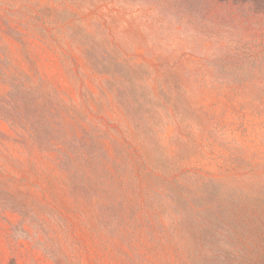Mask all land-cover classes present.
Wrapping results in <instances>:
<instances>
[{
  "label": "rangeland",
  "instance_id": "rangeland-1",
  "mask_svg": "<svg viewBox=\"0 0 264 264\" xmlns=\"http://www.w3.org/2000/svg\"><path fill=\"white\" fill-rule=\"evenodd\" d=\"M190 4L0 0V93L8 89L4 72L10 67L45 79L80 114V153L69 162L80 180L92 183L68 189L59 180L56 203L36 188L24 198L0 192V264H191L147 232L136 238L142 254L127 258L106 242L115 216L110 223L85 221L92 215L86 204L99 193H126L127 199L143 193L146 171L177 183L174 192L153 185L149 193H257L264 200V99L253 80L235 92L212 79L202 61L216 50L211 36L219 29L210 22L195 28L191 20L198 14L190 15ZM0 131L11 133L1 119ZM6 143L18 157V147ZM2 144L0 181L24 177L23 171H3ZM42 163L54 177L63 176L52 161ZM74 198L84 205L74 209ZM20 199L27 216L18 210ZM42 204L48 214L38 210ZM35 215L50 223L48 234L32 221ZM50 237L65 256L46 253L41 244H52Z\"/></svg>",
  "mask_w": 264,
  "mask_h": 264
},
{
  "label": "trees",
  "instance_id": "trees-1",
  "mask_svg": "<svg viewBox=\"0 0 264 264\" xmlns=\"http://www.w3.org/2000/svg\"><path fill=\"white\" fill-rule=\"evenodd\" d=\"M158 1L174 3L175 0ZM181 1L193 5L190 15L198 14V18H191L195 28L210 22L219 29L211 38L220 44L202 61L210 69L212 79L226 83L235 92L245 89V80H253L258 89L257 97L262 101L264 0ZM4 77L8 89L0 93V119L11 133L0 131L2 167L4 172H7L5 167H9L23 171L25 176L4 175L0 192L19 193L24 198L30 196L28 193H35L36 188L39 193H49L56 203L59 180L68 189L76 187L79 181L83 185L92 184L85 176L80 180V172L69 162L80 153L83 138L80 137V114L61 102L36 71L31 73L14 66L4 72ZM151 133L156 143V131ZM6 142L18 147V157L12 155ZM45 160L55 163L63 176L54 177L42 163ZM150 174L145 172L149 185L143 193L140 190L131 193L133 204L126 193L120 198L115 192L99 193L91 205L86 204L92 214L85 219L87 223L95 219L110 223V217L115 216L112 218L114 233L106 241L114 252L127 258L141 255V244L136 238L139 232H147L150 240H163L178 260L183 258L189 261L187 263L264 264V200L257 193H209V196L205 193H149L153 185L170 192H174L177 185L163 175ZM162 196L168 198L167 201L161 202ZM73 200V208L77 207L74 209L84 205L79 198ZM45 206L39 205L38 210L48 214ZM17 207L26 216L30 213L21 199ZM55 209L60 210L57 206ZM55 209L50 210L56 213ZM57 219L55 224L62 227L64 221ZM32 221L41 226L44 233L51 231L50 223L41 216H33ZM49 240L52 244H41L46 253L52 257L65 256L62 245L52 237Z\"/></svg>",
  "mask_w": 264,
  "mask_h": 264
}]
</instances>
